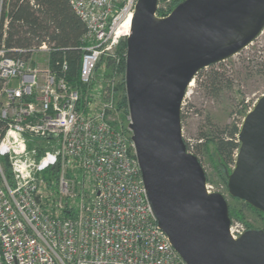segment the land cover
Segmentation results:
<instances>
[{
  "label": "built area",
  "instance_id": "built-area-1",
  "mask_svg": "<svg viewBox=\"0 0 264 264\" xmlns=\"http://www.w3.org/2000/svg\"><path fill=\"white\" fill-rule=\"evenodd\" d=\"M67 1L85 26L79 82L89 87L98 64L119 66L115 50L137 0ZM172 1H158V18ZM8 52L0 45V264H186L157 225L128 125L109 122L112 100L86 106L80 89L49 69L46 44L29 60ZM54 169L58 178L48 179ZM245 231L231 221V239Z\"/></svg>",
  "mask_w": 264,
  "mask_h": 264
},
{
  "label": "water",
  "instance_id": "water-1",
  "mask_svg": "<svg viewBox=\"0 0 264 264\" xmlns=\"http://www.w3.org/2000/svg\"><path fill=\"white\" fill-rule=\"evenodd\" d=\"M159 0H137L126 39L131 141L157 225L186 264H264V231L229 236L228 204L206 191L186 149L181 106L203 69L233 57L264 28V0H184L165 18ZM227 193L264 214V95L241 123Z\"/></svg>",
  "mask_w": 264,
  "mask_h": 264
},
{
  "label": "trees",
  "instance_id": "trees-1",
  "mask_svg": "<svg viewBox=\"0 0 264 264\" xmlns=\"http://www.w3.org/2000/svg\"><path fill=\"white\" fill-rule=\"evenodd\" d=\"M183 1L173 0L171 11ZM32 2L33 4L30 5L29 0H0V45H3L6 50H13V52L7 53L8 56L29 60L31 49L46 44L49 49V69L58 77H64L71 87H77L84 91L86 87L80 86L79 82V67L83 53L81 48L85 46L83 41L84 24L75 15L67 0H32ZM157 14L161 15L160 12ZM4 21L7 22L5 29L3 28ZM17 50L25 51V53L19 54L15 52ZM117 50L123 55H121L120 63L123 77L119 86L122 95L117 107L123 108L128 115L124 89L126 41H121ZM105 65L109 68L112 66L110 61ZM64 66L66 69H63ZM99 68L100 64L97 65L96 71ZM200 74L201 71L194 79H199ZM204 81L207 87L215 93L230 87V81L217 70H211L205 76ZM111 124L114 126L113 123ZM240 124H229L208 133L201 132L197 144L194 146L185 143L187 151L193 154L200 164V155L207 153L217 176L225 184H227V177L232 171L239 148L237 135ZM5 162V160L2 161L4 172L9 179V170ZM58 172V169L50 170L45 176L48 179L56 180ZM206 182H208L207 178ZM244 209L252 211L264 221V214L243 202H241L240 209L228 206L230 220L242 222L247 230H252V227L246 222L243 214Z\"/></svg>",
  "mask_w": 264,
  "mask_h": 264
},
{
  "label": "rangeland",
  "instance_id": "rangeland-1",
  "mask_svg": "<svg viewBox=\"0 0 264 264\" xmlns=\"http://www.w3.org/2000/svg\"><path fill=\"white\" fill-rule=\"evenodd\" d=\"M115 51L121 63L122 52L117 49ZM42 60L41 55L33 56V61L39 68L43 66ZM120 69V64L119 66L113 64L110 68L101 65L94 72L89 87L80 91L86 106L89 100L93 105L94 102L100 105L106 100H112L113 108L109 113V122L126 132L128 115L123 108L117 107L122 95L119 86L123 74ZM211 70L223 73L230 81V87L223 88L218 93L207 87L204 79ZM98 93L101 94L99 102L96 100L99 98ZM262 95H264V28L249 46L221 63L201 70L199 79H194L192 85L188 86L181 110L184 142L194 146L201 132L208 133L229 124L238 125L249 106ZM200 161L208 179L207 184L213 192L223 195L230 208L240 209L241 202L228 196L227 184L217 176L206 152L200 155ZM243 214L252 229L264 231V221L258 215L248 209H244Z\"/></svg>",
  "mask_w": 264,
  "mask_h": 264
},
{
  "label": "bare ground",
  "instance_id": "bare-ground-1",
  "mask_svg": "<svg viewBox=\"0 0 264 264\" xmlns=\"http://www.w3.org/2000/svg\"><path fill=\"white\" fill-rule=\"evenodd\" d=\"M192 85V83L190 84V86Z\"/></svg>",
  "mask_w": 264,
  "mask_h": 264
}]
</instances>
